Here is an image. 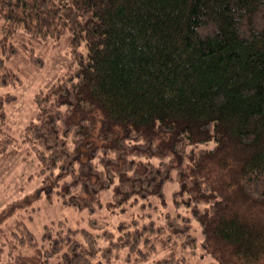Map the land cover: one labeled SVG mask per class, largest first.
I'll use <instances>...</instances> for the list:
<instances>
[{
    "label": "trees",
    "instance_id": "trees-1",
    "mask_svg": "<svg viewBox=\"0 0 264 264\" xmlns=\"http://www.w3.org/2000/svg\"><path fill=\"white\" fill-rule=\"evenodd\" d=\"M0 18V86L20 83L5 62L19 45L35 56L23 39L67 32L66 70L22 136L48 198L104 214L47 224L39 243L27 230L32 252L3 264H264V0H0ZM172 179L188 213L153 216Z\"/></svg>",
    "mask_w": 264,
    "mask_h": 264
},
{
    "label": "rangeland",
    "instance_id": "rangeland-1",
    "mask_svg": "<svg viewBox=\"0 0 264 264\" xmlns=\"http://www.w3.org/2000/svg\"><path fill=\"white\" fill-rule=\"evenodd\" d=\"M2 19L0 18V35ZM67 32L58 40L46 38L38 42L29 39L22 41L26 46H34V58L28 56L25 45H19L18 50L6 59V64L13 69L20 78V83L0 86V94L8 93L12 98L5 104L6 122L4 131L14 136L16 144L10 146L6 152L0 155V264H3L10 254L22 252L30 254L26 244H20V240H26V231H30L39 243L41 234L48 224L60 225L56 221H64L69 227H87L92 220L101 219L96 216L90 219L91 214L86 210L65 206L61 203L56 191L50 193V197L41 190V175L38 173L39 163L34 149L22 136V131L30 120L34 119L36 112L35 95L46 88L66 70L69 61ZM212 142H209L211 144ZM13 148V149H12ZM154 164L157 159L152 160ZM177 187L174 179L164 184L163 191L165 204H159L158 210L149 209L154 215L164 211L188 213L184 206H176L172 202V192ZM152 199V198H150ZM107 212L108 209H105ZM136 216V206L131 208ZM127 212H117L109 215V222L126 219ZM51 226V225H49ZM190 228L196 237L195 248L199 256L201 252L200 242L202 235L197 221L191 217ZM20 236V238H19ZM194 257L190 264H204L208 259ZM204 260V263L201 261ZM138 264H155L153 259Z\"/></svg>",
    "mask_w": 264,
    "mask_h": 264
}]
</instances>
